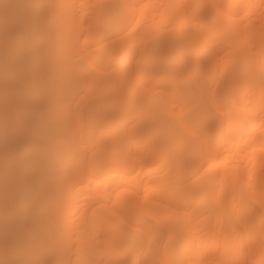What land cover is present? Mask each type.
I'll use <instances>...</instances> for the list:
<instances>
[{"label": "bare ground", "instance_id": "1", "mask_svg": "<svg viewBox=\"0 0 264 264\" xmlns=\"http://www.w3.org/2000/svg\"><path fill=\"white\" fill-rule=\"evenodd\" d=\"M32 1L0 0V264H42L45 260L52 264H245L257 254L262 248L259 238L264 242V68L260 74L244 66L239 76L249 84L240 91L241 105L221 108L213 104L216 114L210 113L201 127V111L194 102L203 98L202 82L190 78L184 97L177 102L180 107L174 110L173 105L165 107L166 92L154 97L153 88L169 86V81L161 77L149 83L140 71L149 65V76L162 69L170 78L167 66L190 58L191 69L199 72L200 62L216 57V46L234 45L231 28L245 41L240 50L256 47L262 57L264 0H207L225 23L220 37L226 41L202 38L198 45L193 42L202 35V28H210L197 25L202 20L203 0L150 4L163 16V24L186 14L197 24L185 23L156 35L158 40L175 31L185 41L182 48L190 44L195 48L177 51L169 60L150 54L149 62L145 61L149 53H136L147 39L137 37L124 50L119 46L122 37H116L135 14L132 4L140 0H96L99 7L84 36L81 23L87 11L79 7L88 0H48L46 7L32 6ZM54 6L61 9L54 18L57 23L41 27L42 22L52 21ZM108 14L111 21L96 25ZM156 25L151 23L149 32ZM192 25L196 27L193 34L185 33ZM211 27L218 29L220 22L213 20ZM90 53L95 60H86ZM90 76L95 77L98 89L101 84L112 86L117 98L93 114L89 135L75 138L69 120L81 97L69 93V83ZM223 76L220 71L215 85H221ZM87 84L91 91L95 83ZM127 89L126 98L122 92ZM231 89L228 84L223 90ZM39 91L42 96L37 95ZM102 96L93 94V98ZM166 97L168 101L175 98ZM127 104L145 113L133 128L127 127L132 118L125 114ZM38 122L43 127L56 123L58 132L37 136ZM155 130L163 134V148L156 147L150 136L137 144L139 134ZM70 141L72 147L51 152L50 157L62 169L71 168L72 177L61 189L54 190V186L52 193L63 200L55 211L42 215L41 209L34 210L40 200L30 199L25 186L36 181L37 170L47 169L43 155ZM163 149L171 155L162 154ZM147 162L161 170L157 183ZM28 165L36 168L25 171ZM186 167L188 171L183 172ZM187 182H192L189 199L184 195ZM54 212L58 213L57 226L52 224ZM237 228L253 231L239 237ZM73 237L78 246L72 257L65 246ZM98 238L100 243L95 242ZM60 241L62 247L53 251L50 246ZM129 255L133 256L128 261Z\"/></svg>", "mask_w": 264, "mask_h": 264}, {"label": "rangeland", "instance_id": "2", "mask_svg": "<svg viewBox=\"0 0 264 264\" xmlns=\"http://www.w3.org/2000/svg\"><path fill=\"white\" fill-rule=\"evenodd\" d=\"M159 0H140L137 2H134L132 4V7L135 8V14L131 18V21L123 28V30L116 35V37H122V40L119 42V46H123L124 50L127 48V45L129 42H135L136 38H141V40L147 39L148 43L141 49H137L136 53L140 54L146 52L145 54L149 53V55L145 58L146 62L150 61V54H153L155 57L159 56L162 59L168 58L173 56L174 54L177 53V51H183L186 52L190 51V49H193L192 47L195 48V44L198 45L197 43L201 42L202 38H221L222 42H225L226 39L224 37H220L223 35V26L225 23L217 17V14L213 9L210 7V3L207 0H203V7L201 8L202 11V20L200 24H197L189 14L183 15V16H173L170 18L169 22L167 23H161V18L163 16H160V12L156 10L155 12L152 10L153 7L150 6V4L155 3L157 4ZM177 0H174V2ZM48 0H33L32 1V6L40 4L43 5L44 7L47 6ZM99 3L96 2V0H88L87 2L83 3L80 7L79 10H86L87 11V17L86 20H84L81 23V33L82 35H85L84 30H89L91 28V16L92 13H94L95 9H98ZM61 13L60 8H56L54 6L51 14L52 21L49 22H42L41 27H44L46 29L50 28L51 26H54L57 21L54 19L56 16H58ZM81 11H78L77 14L79 15ZM159 14V15H158ZM120 19V16L117 18V20H114V23H117ZM161 20V21H160ZM213 20H217L220 22V27L217 29L211 27V22ZM111 21V15L108 14L107 17L98 19L96 22V25H104L107 22ZM160 22V23H159ZM195 23L200 27L203 26H209L210 28L205 29L204 27L202 28V35L197 36L196 42L194 45L190 44L187 47H183L184 40L178 39L176 36V32L173 31L171 33H167L163 36H161L158 40L156 39V35H158L161 31H167L169 28H177L179 26H183L185 23ZM157 24L150 30V24ZM140 24V25H138ZM196 27L192 25L191 28H187L185 33L193 34V30ZM109 32V29H108ZM128 34H130L128 37H126ZM170 37L169 40L167 41L166 38L168 36ZM230 39L234 43L232 47H221V44L216 46L218 52L216 54V57L207 63L201 64V56H198V62H200L199 65V72L196 71V69H191V66H193L192 62L189 59H186L182 62L181 65L175 66L169 64L167 67L168 68V73L170 75V78L167 77V74L165 75L164 71L161 69V72L154 73V76H149L150 73V68L149 65L145 66L141 71L140 74L141 76L145 77V81L147 82H152L155 79L159 78H164L165 80L169 81V86H160L153 88L155 91L154 97L157 95H160L161 93L163 94V91L166 92L163 97H164V103L165 107L169 105L174 106V110H176L180 105H178L180 102H178L179 98L182 96L184 97L185 94V87L190 80V78H195L197 81L196 82H202V85L204 87V93H203V98L200 101H195L194 105H196L199 109V117H198V126H205L207 122V119L209 114L214 112L213 109V104L218 105L221 108H230V103H234L237 106L241 105L242 98L240 95V91H243L244 88L249 84V80L246 78H241L239 76V73H241L244 70V66L246 68L251 70L248 71H257L261 74V67L264 68V55L260 57L258 53V49L256 47H252L249 50L243 48L240 50V47L243 45L242 42H245L241 39L240 35L236 33L234 28H231L230 32ZM182 45V46H181ZM180 47V48H179ZM198 47V46H196ZM223 48V49H221ZM186 49V50H185ZM185 50V51H184ZM174 53V54H173ZM157 55V56H156ZM86 60H95V58L92 56V53L86 56ZM164 57V58H163ZM171 59V58H170ZM85 60V61H86ZM87 62V61H86ZM86 63H83V65ZM171 66V67H170ZM166 67V68H167ZM220 71H224V76H223V81L221 85L217 86L215 85L214 81L217 78V75ZM231 76V77H230ZM171 79V80H170ZM227 80V81H226ZM190 82V81H189ZM89 84H94V88L91 91H87L86 86ZM98 83V82H97ZM224 83V85H223ZM226 83V84H225ZM199 84V83H198ZM230 84V87L232 88L230 91H225L223 90L225 87ZM102 86L98 89L96 86V80L94 76L86 77L83 81L79 82H70L69 83V93L70 92H76L78 97H81V101H79L76 109L77 111L75 112L74 115L71 116V126L74 130V136L77 138L78 136H82L83 138L89 135V121L94 118L93 114L102 112L103 109L106 107L110 106L111 104L114 103L115 99L117 98V93L115 90H113L112 86L108 84H101ZM191 89L195 91L193 83L190 84ZM145 88L150 89V86H146ZM261 92H264L262 90ZM103 94L101 98H93V94ZM127 98L128 94L130 91L127 89L126 91L122 92V94ZM166 94H169L171 96H174L175 98H171L170 101H168ZM38 96H42V93L39 91ZM103 101V102H101ZM249 104V106L253 105V100ZM78 102V101H76ZM81 102V103H80ZM178 102V104H177ZM50 103L52 104V108L56 109L57 108V103L55 99L50 100ZM178 105V107H177ZM127 109L125 111V114L129 115L131 120L128 122L127 127H134L137 125L139 120L145 113H143V109H140L139 107L133 105V104H127ZM195 106V107H196ZM177 107V108H176ZM176 108V109H175ZM210 114V115H211ZM203 116V118H202ZM207 117V118H206ZM206 119V121H204ZM56 123H49L46 125V127H43L39 122L36 124V128H39L40 133H37V136H46L50 134H55V132H58L56 129ZM121 132H118V134ZM212 134L208 133V136ZM152 137L154 138L153 144L156 147H164L165 142L163 141L162 137L163 134L160 132V130H155L152 131L151 134L145 133V134H139L137 136L138 143L140 144L146 137ZM76 140V139H75ZM74 145L73 141H70L68 144H63L62 146L56 147L54 150H48L43 156L46 157L45 161H47V169L45 170H37L35 173H37V179L33 184H29L25 186V189L27 188L29 192V198H37L40 201V205L36 206L35 209H41L42 210V215L45 213L46 210L50 211L52 213L57 209V205L63 200V198L57 197V195H54L53 189L54 186L58 190L61 189L62 186H64L70 177H72V171L71 168L69 169H62V167L58 166L57 163H53L51 161L50 153L51 152H64L68 148L72 147ZM203 146H200L199 149V154L202 152ZM162 154H168L169 156L171 153L167 149H163ZM184 159V157H182ZM171 160V159H170ZM148 161V160H147ZM146 163V162H145ZM147 165H149L153 170L155 171V179L154 182L157 183L160 179L161 170L158 169V165L155 164L154 162H147ZM36 165H28L27 167L24 168L25 171L35 169ZM188 168L186 167L183 172H187ZM192 182H187L185 184V198L189 199V197L192 195L190 192V187H191ZM78 187H75L73 191ZM126 189V188H123ZM176 191L175 188H173L172 192L174 193ZM165 192L162 193V196L164 195ZM82 193L79 194L80 197H84V194L81 195ZM177 197H174L172 201H175ZM95 205L92 204L91 207ZM55 215L54 220L56 222L52 223L53 226H57V218H58V213L54 212ZM90 219L87 218L86 220L82 221L81 225L78 226V229L81 230L83 229V225L89 221ZM251 228V227H250ZM263 230H264V224H263ZM253 231L252 229L248 230H243L241 228H237V232L239 237L243 236L244 234H249ZM237 236V235H236ZM260 244L262 245L261 250L250 257H248V260L245 262V264H252L253 261H259L260 264H264V242L261 241V238L258 240ZM96 243H100V238L95 240ZM50 245V244H49ZM100 245V244H98ZM78 246V243L75 242L74 237L72 239H69L66 243V249L65 252L68 253L70 251L71 256L73 257V250ZM53 251H56L57 249H60L62 247V242H57L53 245L50 246ZM133 255H129L126 260L129 261V259L132 258ZM176 258L173 257L172 260ZM137 264L139 262H136ZM42 264H52L51 260H45L42 262Z\"/></svg>", "mask_w": 264, "mask_h": 264}]
</instances>
